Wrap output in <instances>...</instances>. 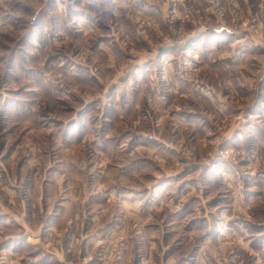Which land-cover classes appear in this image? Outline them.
I'll return each instance as SVG.
<instances>
[{"label": "rangeland", "instance_id": "rangeland-1", "mask_svg": "<svg viewBox=\"0 0 264 264\" xmlns=\"http://www.w3.org/2000/svg\"><path fill=\"white\" fill-rule=\"evenodd\" d=\"M125 199L154 264H264V0H0V264H127Z\"/></svg>", "mask_w": 264, "mask_h": 264}, {"label": "crops", "instance_id": "crops-1", "mask_svg": "<svg viewBox=\"0 0 264 264\" xmlns=\"http://www.w3.org/2000/svg\"><path fill=\"white\" fill-rule=\"evenodd\" d=\"M156 201L157 199H151L150 203H152V201ZM125 204V221L127 222L128 220H135V225L136 228H138V230H136V234H135V240L136 242L133 244L129 242V246L127 248V254H126V261L127 264H129L130 259L132 258V256L134 254L132 253H141L143 251H148L149 252V257L148 259H146L145 261H141V262H137L136 264H154L157 263L156 260H158V256H159V241H154V235H152L149 230H153L151 228H148L149 225V215L151 212V208H149V204H147L145 206V203H143V199H134L133 201H131L130 199H125L123 200L122 205L124 206ZM142 204V205H141ZM159 203L157 202L156 205H158ZM135 208V212L132 211V208ZM81 215L76 216L77 218L80 217ZM104 217V214H97L94 215L91 220H93V224L95 227V222H97V220L99 218ZM124 218V216H123ZM86 219V216H85ZM83 220V218H82ZM103 221H105V219H101ZM141 221V223H139ZM83 225V222L81 223ZM141 224V227H140ZM88 225H90V223H88ZM96 228V227H95ZM87 230L85 231V239H87L86 244H85V248H86V252L91 253L93 252V250L95 249V242L94 240L97 239L94 236H91V229L89 226H87L86 228ZM98 230V229H96ZM129 230V229H128ZM131 230V228H130ZM103 234H106V231H102L98 234H96L98 237L102 236ZM150 234V236H148ZM93 235V234H92ZM147 238V239H146ZM149 238L152 240H149ZM145 244V245H144ZM132 248L134 250V252L132 251ZM91 251V252H90ZM130 253V254H128ZM141 256V255H139ZM154 256V258H153ZM149 262V263H148ZM170 260H166L163 262V264H170L169 263Z\"/></svg>", "mask_w": 264, "mask_h": 264}, {"label": "built area", "instance_id": "built-area-1", "mask_svg": "<svg viewBox=\"0 0 264 264\" xmlns=\"http://www.w3.org/2000/svg\"><path fill=\"white\" fill-rule=\"evenodd\" d=\"M219 13H221V11H218ZM222 26H224L223 22L221 24ZM124 247V238L123 237H118L117 239V244L114 247H111L110 251H109V255H111L112 260L115 262V264L117 263V261L120 259V253L121 250H123ZM106 256H104V259H102V261H105Z\"/></svg>", "mask_w": 264, "mask_h": 264}]
</instances>
